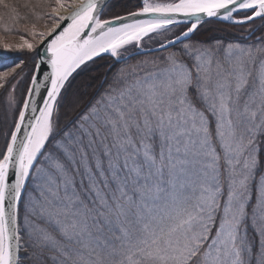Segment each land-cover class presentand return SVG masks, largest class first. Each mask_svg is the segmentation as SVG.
Segmentation results:
<instances>
[{"label": "snow or ice", "instance_id": "1", "mask_svg": "<svg viewBox=\"0 0 264 264\" xmlns=\"http://www.w3.org/2000/svg\"><path fill=\"white\" fill-rule=\"evenodd\" d=\"M117 6L55 0L0 74V264H264V31L191 36L264 0ZM104 54L124 66L70 98Z\"/></svg>", "mask_w": 264, "mask_h": 264}, {"label": "trees", "instance_id": "2", "mask_svg": "<svg viewBox=\"0 0 264 264\" xmlns=\"http://www.w3.org/2000/svg\"><path fill=\"white\" fill-rule=\"evenodd\" d=\"M5 2L18 10L19 18H11L9 9H5L3 5H0V16L3 17V19H0V37L20 33L23 27L28 24H40L44 20V15L47 11L55 5V0H5ZM135 3H137V0H118V6L114 11H121L124 4H128L129 8H131V5ZM105 18L109 17L106 16ZM262 22L261 20L252 22L253 25L261 23V27H259L260 33L264 31V21ZM247 26L249 25L246 24L241 27L234 26L231 23L209 20L202 23V27H199L194 36H192V42L200 41L210 44H214L217 41L224 42L227 41V38L233 39L235 34L240 33L241 29ZM151 54H156V52ZM25 58L24 52L16 49L6 50L0 45V70L11 67L18 63L20 59ZM114 63L112 58L104 56L88 64L86 69L74 74L68 94L69 97L71 98L72 94H91L95 91L105 76H108L109 79L111 78L112 73L108 69ZM120 66L121 63H115V68L112 71L115 72ZM25 70L26 72L28 71V69ZM89 84H91V87H89ZM21 88H23V85H21ZM84 98L87 99V95Z\"/></svg>", "mask_w": 264, "mask_h": 264}, {"label": "rangeland", "instance_id": "3", "mask_svg": "<svg viewBox=\"0 0 264 264\" xmlns=\"http://www.w3.org/2000/svg\"><path fill=\"white\" fill-rule=\"evenodd\" d=\"M65 3H71V0H65ZM54 6H52V7H54ZM52 7L44 15L45 18L40 24H31V25L28 24L27 26L23 27V29L20 31V33H16V34H13V35H10V36H1L0 37V45L1 46H4L6 44L7 45H11L12 48H10V49H12V50H15V46L19 45V44H22L24 42V40H28V42L38 45L40 40H41V37L39 35L33 36L32 35V31H35V32L39 33L41 31H46L48 28L51 27V25L53 23V20H52V18H51V16L49 14L51 13ZM256 20L260 21V19H258V18ZM256 24L257 25H255V24L253 25L252 24V25H249V26H247L245 28H242L241 32L238 33V34H235L233 39L232 38H227V41H224V42H235V43H240L241 45H244V46H247L248 44H251L252 40L254 38L251 36V33L247 32V29L248 28H252L253 31L256 33V35L259 36L261 34L260 31H259V27H261V23L260 24L256 23ZM173 31H175V29ZM196 32L197 31H195L192 36H194V34ZM145 43H146L147 47H152L153 48V47L157 46L153 41H146ZM147 47L145 49H147ZM151 55H159V53L151 54ZM104 56H108V57H110V58H112L114 60V58L111 57L110 55H103L102 57H104ZM140 58H143V57H140ZM96 59H98V58H96ZM114 62H115V60H114ZM15 65L0 70V74H2L3 72H6V71H11V69L13 67H15ZM123 66H124L123 63H121L120 67H123ZM25 72H26V70H25ZM17 79H19V77ZM13 82H15V81H13Z\"/></svg>", "mask_w": 264, "mask_h": 264}, {"label": "water", "instance_id": "4", "mask_svg": "<svg viewBox=\"0 0 264 264\" xmlns=\"http://www.w3.org/2000/svg\"><path fill=\"white\" fill-rule=\"evenodd\" d=\"M209 20H214V21H220V20H218V19H216V18H208V17H204L203 18V21H202V23L203 22H206V21H209ZM221 22H227V23H231V22H229V21H221ZM193 34H191V36H192ZM38 46H39V44H38ZM157 47V46H156ZM153 48H155V47H153ZM144 51H147V49H144ZM104 55H107V54H104ZM103 56V55H102Z\"/></svg>", "mask_w": 264, "mask_h": 264}]
</instances>
